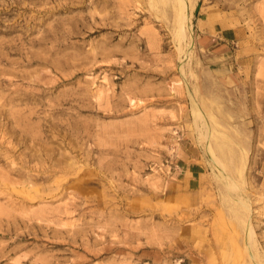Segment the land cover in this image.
<instances>
[{"label":"rangeland","instance_id":"1","mask_svg":"<svg viewBox=\"0 0 264 264\" xmlns=\"http://www.w3.org/2000/svg\"><path fill=\"white\" fill-rule=\"evenodd\" d=\"M186 1L0 0V264H264V0Z\"/></svg>","mask_w":264,"mask_h":264},{"label":"bare ground","instance_id":"2","mask_svg":"<svg viewBox=\"0 0 264 264\" xmlns=\"http://www.w3.org/2000/svg\"><path fill=\"white\" fill-rule=\"evenodd\" d=\"M174 3H175V7H176V17H177V35L181 41L182 39H184L188 36L187 28L191 27V24H190L191 19L189 17L188 11H187L188 4H187L186 0H176V2H174ZM200 110L198 108H196V112H198L199 116L201 115L199 112ZM210 134L211 133H209V136H210ZM209 144H210V142H209ZM211 149H212V147L209 150L208 149L207 150H208V152L210 151V155H211L210 159H211L212 164L214 166H217L218 170L220 171V174L217 173L218 177L224 183V185L231 191V188L235 187L236 184L233 183V181L230 179L231 176L224 171V168L221 165L219 159L212 154L213 152L211 151ZM234 202L235 203H233V205H232L233 209H234V213L237 216L238 222L240 221L239 223H241L243 225V227L246 231V243L248 245L249 252H250L252 258H254L256 260L258 259L260 264H263L262 258L260 256L261 254L258 255V253H257L258 251H256L257 250L256 249V232H255L254 226L251 223L250 218H249V212H250L249 202L247 201V199L244 196H241L240 194H237L234 197Z\"/></svg>","mask_w":264,"mask_h":264}]
</instances>
